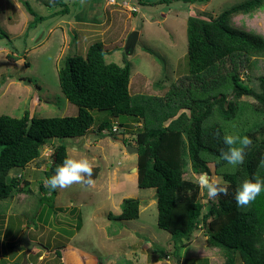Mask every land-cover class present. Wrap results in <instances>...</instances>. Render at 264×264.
<instances>
[{
  "label": "rangeland",
  "instance_id": "1",
  "mask_svg": "<svg viewBox=\"0 0 264 264\" xmlns=\"http://www.w3.org/2000/svg\"><path fill=\"white\" fill-rule=\"evenodd\" d=\"M55 1L0 0V116L20 118L25 112L36 118L76 116L78 108L62 93L58 72L66 56H85L97 41L107 50V63L131 65V95L164 97L171 84L188 71V18L198 14L205 19L217 17L247 0H207L193 5L123 0L130 9L137 7V13L127 12L121 0H115L119 6L107 8V0H84L83 4L66 0V7ZM24 2L35 11L37 21ZM65 8L67 13H59ZM232 21L236 27L264 37V8L235 16ZM110 22L112 27L105 33ZM133 28L142 32L134 53L127 55L125 43ZM247 73L242 71L241 78L257 89V79L264 75V57L255 60ZM240 101L245 107L255 102L246 96ZM94 115L97 123L107 119L115 126L119 121L139 124L125 117L111 119L106 112L95 111ZM136 131V126L125 130L127 145H135ZM65 143L69 157L90 159L99 170L97 178L91 186L73 184L56 189V196L42 203L40 186H47L44 172L58 140L50 141L41 157L27 168L11 170L7 180L17 177L22 185L12 198L0 200V264H23L24 258L27 264H55L58 253L66 264V255L78 250L82 253L78 264H97V259L101 264L224 263L223 251L207 246L204 227L196 231L187 247L181 243L175 247L169 233L159 229L156 190L140 189L133 172L137 155L128 154L111 137L100 140L94 134ZM209 166L210 175L222 177L213 163ZM186 168L185 178L197 182L199 175L193 174L190 165ZM130 198L140 201V216L121 220L122 202ZM200 198L205 205L210 201L203 189ZM26 232L30 241L43 248L35 247L27 254L19 245Z\"/></svg>",
  "mask_w": 264,
  "mask_h": 264
},
{
  "label": "trees",
  "instance_id": "2",
  "mask_svg": "<svg viewBox=\"0 0 264 264\" xmlns=\"http://www.w3.org/2000/svg\"><path fill=\"white\" fill-rule=\"evenodd\" d=\"M65 1L55 3L66 7ZM174 1L193 5L207 0H161L158 4ZM24 5L37 21L29 3ZM262 8L264 0H247L230 6L217 17H189L188 71L171 84L164 97L131 95V65L107 63V50L101 41L91 44L85 56H66L58 72L59 83L66 99L77 106L76 116L36 118L29 112L20 118L0 116V200L10 199L20 191L19 178L7 180L10 171L25 169L38 160L50 141L58 140L59 145L44 172L46 180L69 157L65 140L90 134L97 139H114L136 126L137 185L156 190L157 224L169 233L175 247L178 243L181 247L190 245L192 236L204 227L207 246L223 251L224 264H264V192L247 207H238L235 200L244 180L254 174L264 179V75L258 77L257 89L241 78L242 71L249 73L255 60L264 57V37L242 30L232 21L235 16L251 15ZM67 12L65 8L59 13ZM243 96L255 102L245 107L240 101ZM95 111L139 124L119 121L120 129L114 132L111 121L97 123ZM226 134L251 138L243 164L234 167L221 159L222 151H227L223 140ZM210 163L230 187L228 195H220L205 205L200 198L201 188L186 179L185 172L190 165L193 174L210 175ZM98 172L93 168V180ZM40 190L42 203L56 196L55 190L44 184ZM140 205L139 200L125 199L118 218L138 219ZM56 258L55 264H65L60 253ZM78 260L76 254H67L65 262L78 264Z\"/></svg>",
  "mask_w": 264,
  "mask_h": 264
},
{
  "label": "clouds",
  "instance_id": "3",
  "mask_svg": "<svg viewBox=\"0 0 264 264\" xmlns=\"http://www.w3.org/2000/svg\"><path fill=\"white\" fill-rule=\"evenodd\" d=\"M53 3V0H50ZM84 0H81V4ZM227 151H222L221 159L232 166L244 163L246 149L252 145L249 136H240L239 134H226L223 138ZM73 152L78 151L73 148ZM261 166H264V159L261 160ZM93 164L87 156L68 157L55 168L54 174L46 180V185L52 189H66L73 184L82 186L93 185ZM198 187L206 190L208 199L215 200L220 195H228L229 183L222 177L209 175L202 172L198 176ZM264 192V179L258 175L246 179L237 189L235 200L238 207H247L253 203L261 193Z\"/></svg>",
  "mask_w": 264,
  "mask_h": 264
},
{
  "label": "water",
  "instance_id": "4",
  "mask_svg": "<svg viewBox=\"0 0 264 264\" xmlns=\"http://www.w3.org/2000/svg\"><path fill=\"white\" fill-rule=\"evenodd\" d=\"M139 44V32L133 31L131 32V34L129 35V37L126 40L125 43V52L127 55H132L135 51V48L137 47V45ZM112 140L122 144L125 147V150L127 151L128 154H135L137 155L139 153V148L132 146V145H127L125 144V136L123 134V131L121 132V134H119L117 137H115L114 139L112 138ZM133 172L137 173V167L135 169H133ZM20 245L22 247H24L27 251V254H29L31 252V250L35 247L38 248H43L42 245L36 243V242H32L29 240L28 238V233H24V235L22 236L21 240H20ZM23 264H27V258H24V262Z\"/></svg>",
  "mask_w": 264,
  "mask_h": 264
},
{
  "label": "crops",
  "instance_id": "5",
  "mask_svg": "<svg viewBox=\"0 0 264 264\" xmlns=\"http://www.w3.org/2000/svg\"><path fill=\"white\" fill-rule=\"evenodd\" d=\"M111 1H113L114 3H112ZM119 2H122L123 4H126V5L124 6L125 9H126V11H127V12L130 11L129 9H130L131 6H129L128 3L124 2L123 0H121V1H119ZM119 2H118V3H119ZM118 3H117L115 0H107V2H106V4H105V8H107V7H111V6H115V5H118ZM118 6H119V5H118ZM120 7H121V6H120ZM124 7H123V8H124ZM133 8H134V7H133ZM135 8L137 9V10H136V13H137V12H138V8H137V7H135ZM121 9H122V8H121ZM108 19H109V18H106V19H105V21H104L103 24H102L103 26L107 24ZM111 27H112V24H111V22H110V24L105 28V33L108 32V31L110 30ZM133 30H134V28L131 29V31H133ZM138 32H139V38H140V35H141L142 30H139ZM100 140H101V139H100ZM216 249H218V248H216ZM75 251H77V250L75 249ZM76 253H77V254H76ZM76 253H72V254H76L77 257H78V256L80 257V254H82L80 250H78ZM79 257H78V259H79ZM212 258L214 259L213 255H212ZM78 262H79V261H78ZM224 262H225V261H224ZM96 263H97V264H101L100 261H99V259L96 260ZM93 264H95V262H93ZM223 264H224V263H223Z\"/></svg>",
  "mask_w": 264,
  "mask_h": 264
},
{
  "label": "built area",
  "instance_id": "6",
  "mask_svg": "<svg viewBox=\"0 0 264 264\" xmlns=\"http://www.w3.org/2000/svg\"><path fill=\"white\" fill-rule=\"evenodd\" d=\"M130 11L133 13V12H136V9H135V8H131ZM113 131H114V132H118V131H119L118 126H114Z\"/></svg>",
  "mask_w": 264,
  "mask_h": 264
}]
</instances>
